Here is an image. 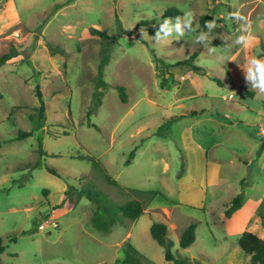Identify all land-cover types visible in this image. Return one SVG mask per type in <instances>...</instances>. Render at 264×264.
I'll use <instances>...</instances> for the list:
<instances>
[{
    "label": "rangeland",
    "instance_id": "rangeland-1",
    "mask_svg": "<svg viewBox=\"0 0 264 264\" xmlns=\"http://www.w3.org/2000/svg\"><path fill=\"white\" fill-rule=\"evenodd\" d=\"M214 7L211 46L217 50L209 54L195 36ZM170 8L191 10L196 33L164 44L142 39L141 28L154 37ZM231 12L244 19H228ZM245 29L254 46L233 45ZM94 30L116 40L104 69L109 87L88 119L107 43ZM47 43L65 54L53 53ZM11 47L18 56L0 67V264H117L126 241L155 264H174L151 237L154 222H166L174 255L190 264H251L238 245L240 234L227 230L224 211L242 190L251 199L264 198V152L257 155L264 93L250 88L243 70L257 49L264 53V0H0V56ZM117 86L125 88L127 103ZM37 88L44 122L29 119L37 115ZM203 109L210 113L183 117ZM176 116L167 135H158V127ZM20 132L32 135L19 139ZM194 153L206 156L212 180L207 195L197 192L191 204L203 199L207 211L178 203L190 201L184 183L198 186L200 180L190 163ZM80 157L99 161L121 188ZM69 186H90L120 205L132 199L123 188L159 191L169 201L158 197L137 221L123 219L104 233L92 225L93 203L83 196L74 204ZM263 211L246 209L242 226L257 230ZM50 216L59 228L40 231ZM195 221L196 241L184 250L179 232Z\"/></svg>",
    "mask_w": 264,
    "mask_h": 264
},
{
    "label": "trees",
    "instance_id": "trees-1",
    "mask_svg": "<svg viewBox=\"0 0 264 264\" xmlns=\"http://www.w3.org/2000/svg\"><path fill=\"white\" fill-rule=\"evenodd\" d=\"M215 13V7L211 11V16H204L200 20L201 28L206 21H212L213 15ZM183 15V12L177 8H170L165 11L166 17L174 18L176 16ZM141 22L139 25H143ZM214 31V30H213ZM94 34L101 36L104 40H107V43L102 47L100 55H101V63L98 68V76L96 82V89L93 93V101L90 110L87 113V118H90V115L97 112L99 107L102 105L103 98L105 96L106 90L109 87V84L104 80V69L109 64L111 60V51H112V42L115 41V38L109 37L106 33L94 30ZM49 49L55 54H65V52L57 45H53L51 43H47ZM18 56V52L14 47H11L9 52L4 53L0 56V67L6 65L13 58ZM188 64L187 62H182L179 65ZM196 71H200L199 67L194 68ZM218 83L217 79H215ZM167 80L163 77L161 82V86L165 87ZM116 90L120 95V99L123 103H127L128 95L123 86H117ZM253 94V93H252ZM36 98L39 101V106L34 109L37 112V115H30L29 119L31 121L39 120L45 121V105L43 101V97L41 93L38 91V88L35 91ZM0 98L2 96L0 95ZM203 113V112H202ZM199 113L193 112L192 116L197 115ZM184 117V116H183ZM180 116L172 117L166 120L161 126L157 129V134L166 136L169 126L177 121ZM92 124L88 122V126L90 127ZM32 133H19V139L31 136ZM264 152V140L260 142L259 150L257 155H261ZM135 155V151L131 153V158ZM81 159H85L91 161L94 169L101 174L102 178L108 184L121 188L119 183L113 179L107 171L101 166L100 162L91 157H80ZM39 164H36L35 167H39ZM47 171L54 175L58 176V173L51 168H47ZM184 173V169H182L181 174ZM241 184H244L242 181ZM123 188V187H122ZM123 190L128 191L131 200L126 202L125 204H117L113 202L108 196L99 191L92 189L90 186L83 187L81 190H77L73 186H69L66 191L67 195H70L74 204L77 203V199H81L85 196L89 199L93 205L94 210L92 214V225L93 227L101 232L109 233L111 228L119 223L123 219L137 221L140 217H142L146 209L158 198L161 197L164 201L168 202V198L159 191H142V190H134L123 188ZM75 196L72 197V194ZM246 194L242 190L239 194H237L226 207L224 211V217L226 219L232 218V216L239 210L244 204ZM259 218L261 219L262 225L264 227V211L259 213ZM198 227V222H192L189 224L185 230L182 232L179 240L180 248L188 249L191 247L196 241V230ZM150 234L153 240L164 249V257L167 262H172L174 264H190L189 261L177 258L173 253V248L175 246L174 241L170 238V231L167 224L162 222H154L150 227ZM15 240V239H14ZM238 245L241 250L246 254L247 257L250 258L251 264H264V239L259 237L253 232L245 231L238 239ZM5 247L3 245V239L0 237V255L4 253ZM117 264H155L146 256H144L130 241H126L123 246V258L120 261H117Z\"/></svg>",
    "mask_w": 264,
    "mask_h": 264
},
{
    "label": "clouds",
    "instance_id": "clouds-1",
    "mask_svg": "<svg viewBox=\"0 0 264 264\" xmlns=\"http://www.w3.org/2000/svg\"><path fill=\"white\" fill-rule=\"evenodd\" d=\"M228 19L243 20L244 18L238 12L227 13ZM158 28L154 37H149L147 32L141 28L142 39L147 36L150 40H154L157 44H164L166 42L180 41L186 36L196 33L195 28V16L191 10H185L183 15L176 16L174 18H164L158 22ZM217 27L215 19L212 21H206L203 29L196 34L195 39L197 43L204 46L209 54H214L217 50L216 47L211 46V34ZM254 35L247 32L245 29L240 35L236 36L233 40V45L240 48H250L254 46ZM226 45L223 48H227ZM257 55L252 56L243 65L245 73V80L251 89L258 90L260 93H264V53L260 49H257ZM226 54V52L224 53Z\"/></svg>",
    "mask_w": 264,
    "mask_h": 264
},
{
    "label": "crops",
    "instance_id": "crops-1",
    "mask_svg": "<svg viewBox=\"0 0 264 264\" xmlns=\"http://www.w3.org/2000/svg\"><path fill=\"white\" fill-rule=\"evenodd\" d=\"M247 94L249 96H252L253 94L255 93H251V92H247ZM231 96V95H230ZM242 108V107H241ZM244 108V107H243ZM193 112H196V113H200V114H209L210 112L208 110H200L199 112L197 111H192V112H189V113H186L184 114L183 116L184 117H187V116H192L190 115L191 113ZM203 112V113H202ZM198 115V114H197ZM196 115V116H197ZM218 124L220 126H224L225 123L219 121ZM240 124H243L240 122ZM190 163L194 162L195 163V166H196V175L197 177L200 179L199 182H198V186L195 185L194 182H190L191 184H186L184 183V187H182V190L185 192L184 195H186V198L190 201H181V202H178V203H181V204H184V205H188L189 207H192V208H206V211L208 209L207 205L205 204L204 200L202 199H198V203L197 205L196 202L195 204H191L192 202L191 201H194V198L196 197V195L198 194L197 192H200V196L201 194L203 195V198H204V195H207L208 193V188L211 184V180H212V173L210 172L209 168H208V163L206 161V156H201V157H198L197 154H192L190 155ZM239 159H242L240 158L239 156ZM200 162V163H199ZM246 164V163H245ZM210 181V182H209ZM183 184V183H182ZM213 184V183H212ZM190 190L194 191L195 194H192L190 193ZM155 206L153 203L150 205V208ZM264 208V198H257V199H251L249 198L248 196L245 197V201H244V204L243 206L241 207V209H239L233 216L232 218L230 219H225L224 223L226 224V227H227V230L229 231V233H234V232H238L240 234V236L243 234V232L245 231H250V232H253L255 233L256 235H258L259 237L262 238V232H264V227L261 223V225L259 226H256L257 227V230L256 229H250L249 227V224H244V226H242V223L241 222H244L242 221V217L243 215L245 214V211L246 209H251L253 214L255 215V212L257 210H261ZM166 224V222H164ZM153 224V223H152ZM242 226V227H241ZM169 227V226H168ZM184 227V226H183ZM180 230L181 232L180 233V236L182 234V232L185 230V228L187 227H184ZM241 227V228H240ZM169 231L171 232L170 228H169ZM129 235V234H128ZM180 236H179V240H180ZM239 236V237H240ZM264 239V238H263Z\"/></svg>",
    "mask_w": 264,
    "mask_h": 264
},
{
    "label": "built area",
    "instance_id": "built-area-1",
    "mask_svg": "<svg viewBox=\"0 0 264 264\" xmlns=\"http://www.w3.org/2000/svg\"><path fill=\"white\" fill-rule=\"evenodd\" d=\"M189 74L191 75V73H189ZM185 79L186 78L184 76L181 77V81H183ZM230 97H232V95ZM259 134L264 136V128L260 129ZM50 227L54 228V229L59 228V222L54 216H50L46 219H42L41 223L39 224V230L40 231H45L47 228H50Z\"/></svg>",
    "mask_w": 264,
    "mask_h": 264
}]
</instances>
